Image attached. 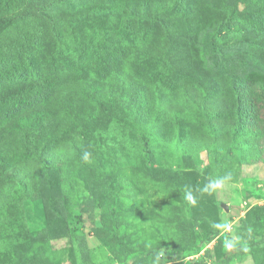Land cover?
Wrapping results in <instances>:
<instances>
[{
    "label": "rangeland",
    "instance_id": "1",
    "mask_svg": "<svg viewBox=\"0 0 264 264\" xmlns=\"http://www.w3.org/2000/svg\"><path fill=\"white\" fill-rule=\"evenodd\" d=\"M8 1L7 6L1 4V15L14 16L23 12L22 6L48 0ZM175 1L66 0L42 14L27 16L46 22L48 40L43 46L38 44L39 39H32L25 16L0 32V53L3 45L13 39L31 41L28 58L3 59L0 88L52 72L47 56H62L65 62L61 69L66 75L78 68L75 93L67 99L71 107L68 115L56 105L54 94L36 104L38 110L50 106L51 119L33 136L31 129L11 125L13 116L0 122V161L13 153L18 156L11 168L0 164V264H264V137H255L252 126L246 129L250 134L240 136L234 146L227 144L230 135L226 134L220 144H214L206 134L205 123L200 121L203 115L194 107L203 101L220 114L231 111L236 100L227 88L218 92L220 97L212 93L206 96V91L197 88L202 98H196L195 91L182 90L181 100H186V105L181 102L175 108H181L187 137L175 136L180 131L170 130V135H160L159 141L151 145L150 153L144 150L142 128L118 120L113 112L123 108L110 107L112 103L104 95V90L112 91L122 101L127 97L124 90L132 87L131 80L143 82V77L150 80L151 85L146 82L153 92L151 105L161 100L154 84L169 91V80L176 78L181 62L176 65L165 58L157 65L146 63L141 50L146 48L148 36L159 42L166 36L158 14ZM191 1L199 6L191 8ZM181 2L190 7L189 12L164 17L172 23V30L180 28L186 36L194 30L195 36L189 37L186 46L178 42L175 47L183 57L190 51L187 48H192L193 62L208 68L213 64L209 56L213 54V34L228 14L218 8L212 10L216 0ZM234 3L227 0L219 5L231 7ZM246 5L240 2L239 9L244 10ZM193 9L202 11L196 16ZM77 13L87 18L88 30L95 28L96 34L115 35L125 55L117 63L121 71L109 77L101 96L85 91L86 82L96 76L93 51L89 44L76 40L64 21ZM57 18L62 21L61 52L56 49L58 35L51 24ZM239 21L242 31L228 34L225 30L216 43L229 63L241 57L244 47L251 48L248 39L264 41V20L256 25ZM180 33L177 31L173 39L180 38ZM250 50L248 55L254 51ZM229 63L219 65L215 74L226 85L232 78L231 71L238 68L237 63ZM200 75L208 77V69ZM184 80L181 76L178 82ZM194 86L198 87L197 83ZM162 110L156 105L153 113ZM102 115L107 117L109 130L103 128ZM56 122L64 123V131L71 134L70 139L53 147L47 140L56 128L61 129ZM95 136L100 144L94 143ZM32 137L34 142L30 144ZM11 139L17 143L11 145ZM177 139L183 144L175 148ZM227 242L233 247L227 248Z\"/></svg>",
    "mask_w": 264,
    "mask_h": 264
},
{
    "label": "trees",
    "instance_id": "2",
    "mask_svg": "<svg viewBox=\"0 0 264 264\" xmlns=\"http://www.w3.org/2000/svg\"><path fill=\"white\" fill-rule=\"evenodd\" d=\"M22 1L24 0H21V2ZM218 1L219 0H216V3L211 5L212 10L218 8L219 12L227 13L228 18L221 21L216 32L213 34V54H209V56L213 59V64L208 68H203L198 63L193 62V58L191 56L193 52L192 48L188 47L187 49L191 52L188 51L187 55L183 57V55L175 47V43L177 44L178 42H181L184 46H186L187 42L191 40L189 37H193L192 34L195 36V31L193 30L188 36H186L180 28L172 30V23L164 17V15H181L183 10L189 12L190 7L185 5L184 2H181V0H177L158 14V20H160L166 28V36L162 38L160 42L150 40L148 36V39L146 38V45L148 48L146 46L143 51L141 50V55H145L147 58L146 63L150 64L154 63L157 65L165 58H169L172 63L176 65H178V62H181V64L176 70V78L171 77L169 80V91L164 88L162 89V87L157 84H154L155 89H157L158 98L161 99L156 105H160V109H163L162 112L156 113L155 115L153 113V109L156 108V105H151L150 101V99H152L151 95L153 94L150 86V80H145L142 72L140 73V77L144 78L143 82H137L136 80L133 81L129 78V80H131L132 87H130L129 90H124L127 93V97L125 99L122 98V101H120V98H116V94H113L112 91L105 92L104 90L109 77L111 75L113 76V74L117 71H121L120 65H117V63L125 56L120 49V46L118 47L120 43L115 39L116 36L104 32L96 34L95 28L88 30L86 28V25L88 24L87 18L81 16L80 13L66 17L64 20L74 31L77 41L89 44L93 51V56L95 57V60L92 63H95L96 76L91 77L89 82H86L85 91L89 92L90 95H92L91 93H93V91L95 93L98 92L101 96L104 90V95L106 96L108 102H110V104L112 103L110 107H115L117 110L123 108L121 112L114 111L115 113L113 112V115L118 117V120L124 119V122H126L125 124L135 125L142 128L141 138L146 153H150L151 145L159 141L160 135H170V130L176 131V133L180 131V134L175 136L182 135V137H187L186 134L188 133L184 130L188 129V127L185 125L183 115L180 114L182 113L179 111L181 108H175L176 104L181 105V102L183 103L186 101L181 100L182 98L180 94L182 90L186 92H190V90L195 91L196 98H202V95L198 93L199 91L197 92V88L201 91L204 90V93L206 91V96L207 94L212 93L214 97H220L221 95H219L218 92L227 88L229 93L235 98L236 102L232 110L229 112L223 110V114H220L217 110L209 108V106L203 101H199V103H196L197 105L195 104L194 106L198 111L195 112L203 115V118L199 119L201 122L205 123V127L207 129L206 134H209L213 138L214 144H220L223 141V137L230 135V138L227 140V144L234 146L235 141H237L240 136L243 137L250 134L246 131V129L252 126L255 127V130L252 133L255 134V137H258V139L264 137V49H260L264 48V41L257 38L248 40L244 37L241 38L242 43H245L247 40V45L254 51L251 55H248L251 48L249 49L248 47H244L240 52L241 57L239 59H233L230 63L227 59L225 60L226 53L222 52L221 47L216 44L217 41L225 35L223 31L226 30L225 32L228 34L242 31V25L239 23V19H241L244 23L248 22L247 24L250 23L256 25L261 23V21L264 20V0H235V3L231 7L219 5L227 0H222L221 2ZM242 1H245L247 4L244 10L239 9V3ZM2 2H4L5 6L9 5L8 0H0V7ZM61 2H66V0H48L45 1V3L43 2V4H37L34 2L27 6L21 5L22 7H25V9L23 12L14 16L1 15L2 12L0 11V32L8 24L15 21V19L20 18V16L27 17L42 14L46 10L56 7L58 3ZM191 3V8L193 6L195 8L199 6L195 1H191ZM201 11L202 9H193L196 16H198ZM137 15L147 17L141 14ZM25 19L28 23H30V31L33 33L32 36H34L32 39L35 41L39 39L38 44L43 46L48 40V26L46 25V22L38 20L35 17H27ZM60 22L62 21L57 18L53 19L51 24L53 25V31L58 35L56 49H59L61 52L63 40L61 41L59 36V32L61 30ZM177 31L181 32V36L177 40H174L173 35ZM262 31H264V29ZM221 34L224 35L220 37ZM30 43L31 41L29 39L24 38L21 42H17V40L13 39L12 42L4 44L3 51L0 53V66H4L3 59L8 57L13 58L28 55L26 57L28 58L30 56ZM118 53L121 54V57L118 56ZM185 57L189 60V62L186 61ZM61 58L62 56H60V58L53 57L52 59V57L47 56L46 62L50 67H53V71L40 76V78L33 79L32 81L19 82L16 85L8 84L3 86V88H0V122L3 119H9L10 116H13L15 119L11 125H16V127L20 129H31L30 136H33L32 134L34 131L36 134L37 131H40L39 129H41L42 124L51 119L50 106L46 105L43 106L41 110H38V108H36V104L45 102L54 96V94H57L55 99L56 105L63 107V115L69 114L71 107L68 103L69 100L67 99L72 98L75 93L78 68L76 67L74 70H69L66 75L65 71L61 69L62 65H64L65 59ZM228 63L231 66H235L237 63L238 68L231 71L229 76H232V78L229 84L226 85L224 82L219 81V78L217 79L215 74L218 72L219 65ZM22 66H25L24 63ZM22 68H19L20 71ZM207 69L209 72L208 77L200 75ZM181 76L186 78V80L179 83L178 80ZM174 80H176L177 83H173ZM196 83L198 87L194 86ZM77 99L79 100L78 96ZM174 100L177 103L174 102ZM134 104L139 105L137 106V109L133 108ZM183 104L186 105V102ZM83 106L84 105H81V107ZM81 109L84 108H80V110ZM165 112L166 114H164ZM106 118L107 117L102 115V122L105 121L104 124H102L103 128H106L105 131L110 129V124H107ZM58 120L62 121L64 119L58 118ZM55 125L61 129L56 128L55 134L47 140V143L53 147L58 144H62V141L65 138L70 139L68 136L71 134L64 131V123L56 122ZM145 125L148 126L147 129L144 128ZM229 128L231 129L228 132ZM30 136L28 135V137ZM97 137H92L94 143L100 144V142L97 141ZM163 137L168 136L164 135ZM29 140H31L29 142L30 144L33 143L34 137ZM11 141V145H15L17 143L16 140L13 142V139H11ZM30 144L26 143V146H30ZM181 144H183V142L177 139L175 148L179 147ZM49 145L47 147L48 149H50ZM32 149L35 151L36 146L32 147ZM239 151L242 152L241 147H239ZM42 152L44 153L46 150L42 149ZM3 158L4 160L0 161V164L3 167L6 166L7 168H11L16 162L15 160L18 156L16 153H13L12 155ZM22 185L23 187L25 186L24 184ZM244 194L247 195V191H245ZM116 236L118 238V235ZM121 245L122 241L118 238V246ZM176 253H181V250H177Z\"/></svg>",
    "mask_w": 264,
    "mask_h": 264
},
{
    "label": "clouds",
    "instance_id": "3",
    "mask_svg": "<svg viewBox=\"0 0 264 264\" xmlns=\"http://www.w3.org/2000/svg\"><path fill=\"white\" fill-rule=\"evenodd\" d=\"M85 158H87V156ZM225 246L227 248H232L233 247V243L232 242H227Z\"/></svg>",
    "mask_w": 264,
    "mask_h": 264
}]
</instances>
